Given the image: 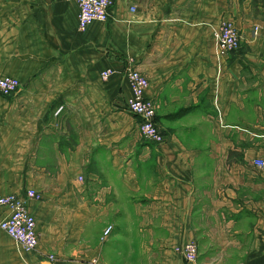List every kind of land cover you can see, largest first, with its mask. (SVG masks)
Segmentation results:
<instances>
[{
  "label": "crops",
  "instance_id": "crops-1",
  "mask_svg": "<svg viewBox=\"0 0 264 264\" xmlns=\"http://www.w3.org/2000/svg\"><path fill=\"white\" fill-rule=\"evenodd\" d=\"M256 8L114 0L108 21L80 31L75 0H0V74L20 81L0 95V195L41 196L28 204L38 251L0 228V264H44L48 253L55 264H187L176 249L189 242L198 264H264ZM223 19L242 36L227 56L216 37ZM131 59L150 81L163 144L144 138L127 109Z\"/></svg>",
  "mask_w": 264,
  "mask_h": 264
},
{
  "label": "built area",
  "instance_id": "built-area-1",
  "mask_svg": "<svg viewBox=\"0 0 264 264\" xmlns=\"http://www.w3.org/2000/svg\"><path fill=\"white\" fill-rule=\"evenodd\" d=\"M71 1V0H66ZM79 5L78 28L85 31L94 21H108L110 9L114 0H75ZM135 11V7H132ZM218 47L222 56L237 52L242 47V36L235 21L223 19L216 30ZM115 71L107 69L102 72V78L108 80ZM125 74L129 80L132 95L128 99L127 109L139 119V130L143 137L155 144H163L166 137L156 119V104L154 100L146 96V90L150 85L149 79L136 67L133 59L126 68ZM20 87L19 79L0 74V95L10 96ZM254 165L264 168V160L256 159ZM83 179V177H80ZM40 194L35 190H28L24 195L10 194L0 195V210L5 211L0 220V228L15 241L20 243L26 251H38L39 235L37 232V221L29 209L31 200H39ZM113 226L104 230L103 237H108ZM187 264H198L199 250L194 242L186 243L176 249ZM48 260L55 264L58 259L50 254L46 255Z\"/></svg>",
  "mask_w": 264,
  "mask_h": 264
},
{
  "label": "rangeland",
  "instance_id": "rangeland-1",
  "mask_svg": "<svg viewBox=\"0 0 264 264\" xmlns=\"http://www.w3.org/2000/svg\"><path fill=\"white\" fill-rule=\"evenodd\" d=\"M254 18H258V20H264V0H258V8H256L255 10H254ZM232 20V19H231ZM234 21V20H233ZM260 22V21H259ZM258 25H255V29H258ZM113 231V230H112ZM103 234H104V232H103ZM112 234V233H111ZM110 234V235H111ZM110 235L108 236V237H110ZM108 237H106V238H104L103 236H102V240H106ZM48 254H50V255H53V256H55L58 260H59V258H58V256L56 255V254H53V253H48Z\"/></svg>",
  "mask_w": 264,
  "mask_h": 264
},
{
  "label": "water",
  "instance_id": "water-1",
  "mask_svg": "<svg viewBox=\"0 0 264 264\" xmlns=\"http://www.w3.org/2000/svg\"><path fill=\"white\" fill-rule=\"evenodd\" d=\"M44 264H52L51 262L46 261Z\"/></svg>",
  "mask_w": 264,
  "mask_h": 264
}]
</instances>
